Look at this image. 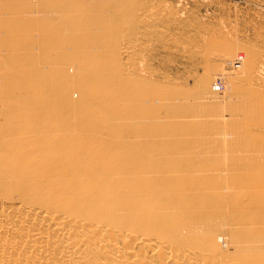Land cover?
I'll return each instance as SVG.
<instances>
[{"label": "bare ground", "instance_id": "6f19581e", "mask_svg": "<svg viewBox=\"0 0 264 264\" xmlns=\"http://www.w3.org/2000/svg\"><path fill=\"white\" fill-rule=\"evenodd\" d=\"M111 10L101 0H0V264H153L147 251L159 264H264L257 234L248 244L209 236L193 244L206 246L201 258L189 231L181 247L164 240L190 180L167 182L178 174L169 148L196 159L220 144L200 131V109L183 117L143 96L150 87L130 68L126 26L107 20ZM263 80L264 56L246 82Z\"/></svg>", "mask_w": 264, "mask_h": 264}, {"label": "rangeland", "instance_id": "374dc122", "mask_svg": "<svg viewBox=\"0 0 264 264\" xmlns=\"http://www.w3.org/2000/svg\"><path fill=\"white\" fill-rule=\"evenodd\" d=\"M101 1L112 9L109 22L126 26L122 32L135 62L130 68L150 87L143 96L178 108L185 112L183 117L200 109V131L220 144L196 159L180 158L169 148L176 156L171 167L178 174L166 175L167 182L179 186V174L190 180L175 201L178 216L169 218L164 240L181 247L182 232L189 231L191 236L185 234L189 250L201 258L206 246L196 248L194 243L204 244L209 236L235 244L253 243L256 234L264 238V80L257 85L246 82L264 56V0ZM126 9L133 11V19ZM214 80L216 89L210 84ZM229 117H234L233 124ZM245 117H252L250 124ZM176 222L183 224L181 229ZM137 243L132 244L133 255L138 256L133 262L139 261ZM146 255V261L159 264L156 253Z\"/></svg>", "mask_w": 264, "mask_h": 264}]
</instances>
